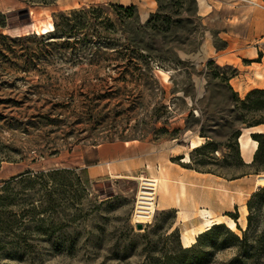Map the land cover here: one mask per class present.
Here are the masks:
<instances>
[{
  "label": "rangeland",
  "instance_id": "1",
  "mask_svg": "<svg viewBox=\"0 0 264 264\" xmlns=\"http://www.w3.org/2000/svg\"><path fill=\"white\" fill-rule=\"evenodd\" d=\"M42 1L0 0V264H264V191L232 212L245 229L225 224L187 251L174 210L138 228V180L94 182L69 164L145 139L186 146L201 172L264 177L236 139L264 121L241 102L264 89V0H142L126 21L109 0ZM30 7L31 22L7 17ZM44 21L64 26L37 33Z\"/></svg>",
  "mask_w": 264,
  "mask_h": 264
},
{
  "label": "crops",
  "instance_id": "2",
  "mask_svg": "<svg viewBox=\"0 0 264 264\" xmlns=\"http://www.w3.org/2000/svg\"><path fill=\"white\" fill-rule=\"evenodd\" d=\"M109 1L126 6L137 5L142 0ZM218 2L222 3V0ZM152 6L155 7V4ZM29 10L32 12L33 8L30 7ZM38 10L43 11L39 7L36 12ZM261 15L264 16L263 13ZM256 34L255 31L254 35ZM247 37L254 42L257 41L250 35ZM248 51L253 54L251 58L257 55L251 48ZM255 87L258 85L248 83L243 85V90L248 91ZM178 147L182 149L175 152L174 150ZM185 148L184 145L159 148L145 139L114 140L92 147L91 151L87 150L77 155L76 160L69 164L84 169L87 177L94 182L135 179L142 175L160 178L158 207L160 210L175 211L176 226L180 229L183 238L186 227H195L200 224L199 216L195 215L200 207L209 208L218 216L234 212L236 209L246 207L251 195L259 188L257 178L252 173L235 179H226L219 174L201 172L200 169L187 166L190 162L185 161V158L187 153L191 154L192 151L188 152ZM177 157H179L178 160L175 159ZM244 162L251 164L245 160ZM183 212L189 215L187 219L182 218Z\"/></svg>",
  "mask_w": 264,
  "mask_h": 264
},
{
  "label": "bare ground",
  "instance_id": "3",
  "mask_svg": "<svg viewBox=\"0 0 264 264\" xmlns=\"http://www.w3.org/2000/svg\"><path fill=\"white\" fill-rule=\"evenodd\" d=\"M53 29H55L53 22L44 21L37 26V33L47 34ZM165 78H167L166 75H165ZM251 131H264V124L245 128L243 131V134L238 139L240 150H241V155L243 159L249 163L253 162V157L259 147V142L251 136L250 134ZM202 144H203V138L201 136H196L191 140L192 148L199 147ZM185 161L187 162L191 161V156L189 153H187ZM145 178L146 176L142 175L141 178L138 177L135 179L137 180V179H145ZM154 179L156 181V184L158 186V191H159V184H160L161 179L157 177H154ZM257 181H258L259 188L264 187V177H258ZM158 210H160V208L158 207V204H157L156 213ZM243 211H244L243 214L245 216L246 211H247L246 208H244ZM195 215L199 216L200 224L195 227L188 226L184 229L182 243L185 248H190L194 246L197 243L198 237L201 234L205 233L206 231H209L216 225L226 224L233 231H239V224L242 225L243 229H245L246 227L245 222H242L243 220L240 222L239 219H234L233 217L227 214L218 216L215 214L213 210L206 208V207H200V209L195 212ZM181 216L184 219H187L189 217V215L186 212L181 213ZM137 221H139V223L148 224V223H151L153 220L152 218H145L141 220H135V223H137Z\"/></svg>",
  "mask_w": 264,
  "mask_h": 264
},
{
  "label": "trees",
  "instance_id": "4",
  "mask_svg": "<svg viewBox=\"0 0 264 264\" xmlns=\"http://www.w3.org/2000/svg\"><path fill=\"white\" fill-rule=\"evenodd\" d=\"M54 1L56 0H44L42 1L43 4H51L53 3ZM116 7L123 12L124 14V19L125 21L128 20V19H132L134 17H136L137 15V5L135 4H131V5H121V4H115ZM25 9V8H24ZM24 9H20V10H17V11H11L7 14V17L10 19V18H14V17H17V15L19 14H22ZM86 11V12H84ZM89 10H73L74 13H77V14H83V13H87ZM93 12V11H92ZM0 25L2 27H5L7 24L6 22H1ZM84 25V23H83ZM89 25V24H88ZM149 25V24H148ZM64 24L61 22H55V31H58L60 28H63ZM146 28V27H145ZM55 31H50L49 33L47 34H51ZM44 35V34H43ZM134 39H132L133 41ZM264 97V89H254L252 91L249 92L248 96H247V99L246 100H242V104L246 107H248L249 109H259V108H264V100L262 99ZM260 124H264V121L262 122H257V123H253L251 124L250 126L253 127V126H257V125H260ZM242 135L241 132H239L237 135H236V139H239V137ZM253 138L256 139L258 142H259V147L254 155V159H253V162L251 164H247L244 162V159H242V165L245 167V168H249L251 169L252 167H255L256 171H261L263 170L264 171V132L262 133H256L253 135ZM239 143V141H238ZM238 143H236L237 147H238ZM208 146V143L206 144H202L201 146L199 147H196L197 150H203L205 149L206 147ZM238 153H239V147H238ZM241 155V153H240ZM191 156V161L190 163L187 165V166H190V167H193V168H196L198 169L197 167H195L194 165V162H193V157L192 155ZM243 158V157H242ZM176 160L179 159V157L175 158ZM212 172V171H210ZM212 173H216V172H212ZM247 173H253V172H246L245 174ZM217 174V173H216ZM244 174V175H245ZM243 176V175H242ZM261 191H264V187H260L257 191H255L251 196L252 198L249 199L248 201V207L250 210H252V204H253V201H254V198L261 192ZM227 215L233 217V213L232 212H229L227 213ZM250 217H251V214H250ZM234 219H237L238 216H235L233 217ZM251 219V218H250ZM215 227V228H214ZM212 229H210L209 231H206L208 233H213L215 231H217V229H220V228H226L225 224H220V225H216L214 226ZM249 229H247L248 231ZM229 231V230H228ZM247 231L245 233V238H247ZM203 233L201 235H204L206 234ZM229 233L236 239H239V236L236 235L235 233H233L232 231H229ZM200 235V236H201ZM199 236V237H200ZM198 242V241H197ZM194 246L190 247V248H186L187 251H190L191 249H193ZM2 248V245L0 244V250Z\"/></svg>",
  "mask_w": 264,
  "mask_h": 264
},
{
  "label": "built area",
  "instance_id": "5",
  "mask_svg": "<svg viewBox=\"0 0 264 264\" xmlns=\"http://www.w3.org/2000/svg\"><path fill=\"white\" fill-rule=\"evenodd\" d=\"M141 178V177H140ZM139 182L136 201L133 210L135 220L152 218L156 214L158 204V186L153 176H146L145 179H137ZM139 224V221L136 223ZM145 224V223H141Z\"/></svg>",
  "mask_w": 264,
  "mask_h": 264
},
{
  "label": "water",
  "instance_id": "6",
  "mask_svg": "<svg viewBox=\"0 0 264 264\" xmlns=\"http://www.w3.org/2000/svg\"><path fill=\"white\" fill-rule=\"evenodd\" d=\"M24 14H26L27 18L29 21H31V15H30V10L29 8H25L24 11H23ZM264 131H251V136L253 137L254 134L256 133H262ZM143 227V224L139 223L138 224V228H142Z\"/></svg>",
  "mask_w": 264,
  "mask_h": 264
}]
</instances>
